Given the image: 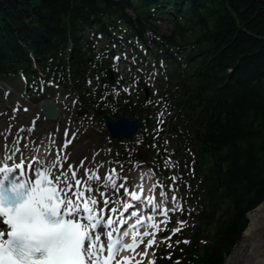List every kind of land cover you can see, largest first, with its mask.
Here are the masks:
<instances>
[{"label": "trees", "instance_id": "trees-1", "mask_svg": "<svg viewBox=\"0 0 264 264\" xmlns=\"http://www.w3.org/2000/svg\"><path fill=\"white\" fill-rule=\"evenodd\" d=\"M111 43L155 61L167 95L121 93L109 105L110 50L101 49ZM19 76L27 94L52 81L76 94L80 111L138 117L135 157L161 146L152 112L172 110L175 148L187 157L178 167L198 210L191 240L163 264H224L264 200V0H0V77Z\"/></svg>", "mask_w": 264, "mask_h": 264}, {"label": "snow or ice", "instance_id": "snow-or-ice-1", "mask_svg": "<svg viewBox=\"0 0 264 264\" xmlns=\"http://www.w3.org/2000/svg\"><path fill=\"white\" fill-rule=\"evenodd\" d=\"M41 163L47 161L42 162L39 155H4L0 151V219L8 226L0 231V264H112L121 247L135 250L136 240L123 245L122 237H127L128 232L116 227L127 222L103 215L104 207H98L101 201L92 195L93 188L77 177L71 165L66 173L56 174L55 165L35 168ZM28 169L34 170V178L25 179ZM107 178L111 180L110 175ZM124 191L127 193V189ZM130 195L133 200L141 198L134 191ZM159 197L160 203H166L165 193L161 192ZM171 199L176 200L175 195ZM152 203L149 199L148 204ZM110 204L109 200L103 201L105 206ZM122 207L130 210L132 205L124 203ZM156 210H160L159 205ZM109 211L117 213L119 209L110 207ZM131 216L135 218L137 212L133 211ZM143 222L141 216L129 227L135 232ZM178 231L179 228L173 229V233ZM116 232L121 236L116 237ZM149 235L148 231L139 234L140 241ZM152 236L140 254L142 257L156 243L155 234ZM149 264L154 261L149 260Z\"/></svg>", "mask_w": 264, "mask_h": 264}, {"label": "rangeland", "instance_id": "rangeland-1", "mask_svg": "<svg viewBox=\"0 0 264 264\" xmlns=\"http://www.w3.org/2000/svg\"><path fill=\"white\" fill-rule=\"evenodd\" d=\"M162 29H166V23L162 25ZM146 39L147 41H149V34L146 35ZM140 46L141 49L145 47L144 44H140ZM114 51V55L112 56L113 59L116 60L117 68H124L128 77L132 78L130 80L129 86H120L121 88H123V93H130L134 99L138 96L143 95L144 88L138 82H134L136 78L143 77L150 83L149 90L151 91L152 97L156 101H160L161 92L166 94L167 90L166 84L163 80V76L159 73L155 65L151 64V67L147 68L139 63L138 66H135V58L131 54H128L125 51H118V48H116ZM156 70L157 72H155ZM144 71L145 75L140 76ZM24 89L25 85L22 77H15L10 79L0 77V131L10 129L9 125L12 123V121L18 122L17 125H19V128H26L30 125H34L33 121L36 118L34 116H36L35 111L38 108V99L44 98V100H47L50 98L54 99L55 97L59 96L56 99L59 100V104L62 110L61 116L52 121H48L47 119H45L43 120V122L48 128L49 132L58 140V143L63 146L62 155L64 157H68L72 161L74 165L73 170L76 171L77 177L82 179L85 185H87L91 176L89 174L85 176L82 173L87 172L91 174L94 172V169L96 170V168L98 167H103L102 170L107 171V177L110 175L111 179H113L114 181L113 183H109L106 188L110 189L111 192H116V190L119 188L117 185L119 183L117 181L120 178H124L126 182L130 183V185L128 186H131V184L134 183V178H132L133 180L130 179L131 176L129 174V171L130 173L134 174V176L139 175L141 173V170H139L138 167L146 166L148 168L147 165H150L152 167H156L155 170H152L151 168L148 169L153 176L155 185L159 187L160 192H164V188H173V191H176L178 193L180 204L174 205V208L180 210L181 207L179 213L183 212L182 215H184L185 217L180 218L179 215L176 214L177 212H167V219L163 225V232L160 234V237H157L156 245L153 246V248L150 250V253L152 254L151 260L155 263L158 256H160L159 254L169 248V245H171L170 248L175 247V244L178 243V236L182 235V239L184 241H189L188 232L190 228L189 230H185V228L188 227V225L193 224V219L190 215L187 214V207L189 203L185 202L184 197L185 191H187L186 181L183 179V174L181 172L179 174V172H174L172 170H176L177 164L179 160H181V158L186 161V159L184 158L186 152L185 149H182L181 151H175L174 133H171L172 131L168 128V117H160L164 109H159L156 112H152L155 118H157L153 120L150 127L156 128L157 134L154 135V138H160L161 140H163L162 145L165 146L164 149H161L160 147H157L156 143H153L151 149L157 151L160 157L162 156L164 167L167 168L166 170L169 171L168 173H161V168H159V166L155 162L153 163L150 160L146 162H134L132 159H130L129 156H126L124 154V151H126L130 145L133 146L137 143V141H139L140 133H136L130 139L121 141L120 143H118V145L115 146V144H113V139L109 137L108 131L105 128L102 119H100L99 116L94 115L92 109L89 106L85 107L86 111L84 113L79 112L80 105L77 101H75L74 92L69 88H65L61 85H55L50 82L45 85V87H43L41 92L30 93L31 96H28L25 93ZM111 91L114 92V96H118L121 92L116 89V87H112ZM111 103L112 101L109 102V104ZM163 108H165V106ZM3 118L5 119L3 120ZM167 128L169 132H167ZM66 132L67 135L65 134ZM68 141H71V143H68ZM123 142L127 146H121ZM193 159L195 160L194 154L193 158L191 156V158L189 159V165L193 164ZM113 170H115V172H113ZM125 174L129 176L128 179L127 176L124 177ZM117 191H120V193L122 194V190ZM262 202L264 203V200ZM159 204L161 203L159 202ZM256 207L252 209V211L255 210ZM168 219H170V221H168ZM181 221H183V224L179 223ZM170 225H172L173 229L179 228L180 231L175 233H166ZM258 232L263 235L264 228H260ZM242 240L243 235L240 241L236 243L230 254L226 257L224 264H244V257H240L241 259L235 261L233 258V253L239 249ZM247 247L248 246L244 247L245 251ZM142 258H144L141 261L143 264H149L148 255Z\"/></svg>", "mask_w": 264, "mask_h": 264}, {"label": "bare ground", "instance_id": "bare-ground-1", "mask_svg": "<svg viewBox=\"0 0 264 264\" xmlns=\"http://www.w3.org/2000/svg\"><path fill=\"white\" fill-rule=\"evenodd\" d=\"M45 101L47 100H44V98L38 99V103H37L38 108L35 111L36 116H34L36 118L33 121L34 125H30L26 128H23V127L19 128V125H17L18 122L12 121V123L9 125L10 129L0 131V151H2L4 155H9L13 153H16L17 155H23V156L39 155L42 159V162L47 161V163L38 164L39 166L47 169L55 165V168L53 170L56 172V174L66 173L68 171V165H71L72 169L74 168V165L68 157H64L62 155L63 146L58 143V140L55 138V136H53L49 132L48 128L45 126L43 122L45 118L39 112V107ZM57 101L59 103V100ZM31 110H32V107H31ZM61 113H62V110L60 112V116H61ZM5 118H3V120ZM37 149H39L38 152L36 151ZM102 168L98 167L96 168V170L95 169L93 170L94 171L93 173L91 174L88 173L91 177H95V179L89 178V182L87 183V186H91L93 188L92 195H94V197H96L97 199L101 201V204L98 205V207H104V210L107 211V214H110L112 213L109 211L110 207H115L117 209L121 207L120 205L121 196L119 195L120 191L111 192L110 189L106 188V186L109 183H113L114 181L113 179L109 180L107 178V175H108L107 171L102 170ZM29 170L31 171L32 169H29ZM129 174L131 176L130 179L137 178L139 180L142 175V171L139 175H135V176L134 174L130 173V171H129ZM125 176H127V174H125L124 177ZM128 178L129 176H127V179ZM117 182L119 183L117 184L119 187L118 190H122V194H127V193L130 194V192H132L134 188V183L131 184V186H128L130 185V183L126 182L124 178H120ZM121 185H123L124 187L122 188ZM152 187L156 189L155 185H153ZM124 189H127L128 192L125 193ZM85 196L86 197L88 196L87 192H85ZM104 200L111 201V204L108 206L103 205ZM157 205H159L160 210H156ZM153 206H154V211H156L157 214L160 216L156 218L154 217L151 219L152 224L150 227L149 239L153 238L152 230L158 229V231H160L163 228L165 216L163 217V221L161 219V216L166 211V207H164V205L161 206L159 202L156 201L154 198H153ZM82 217H83V213H82ZM248 218H249V222H248V226L243 232L242 243L239 246V249L237 248L238 250H236L233 253L234 261L241 259L240 257H244V264H264V234L261 235L258 232L260 228H264V203L263 204L261 203L260 205H258L255 210L248 212ZM245 246H248L246 248V251L244 250ZM135 252L132 253L131 261L129 264H136V262L140 259V257H136L134 255ZM151 255L152 254L148 252V262L149 260L152 259Z\"/></svg>", "mask_w": 264, "mask_h": 264}, {"label": "water", "instance_id": "water-1", "mask_svg": "<svg viewBox=\"0 0 264 264\" xmlns=\"http://www.w3.org/2000/svg\"><path fill=\"white\" fill-rule=\"evenodd\" d=\"M114 52L112 51L111 54ZM113 78V70L111 67L108 68V82H111ZM146 95H148L147 86H145ZM40 111L44 117L49 120H53L60 116V109L58 107V102L55 99H50L45 101L40 106ZM99 116L103 119L104 125L109 132V134L117 139L132 137L141 126V121L135 116L119 115L114 118L106 111L100 113ZM174 129L175 126L172 125Z\"/></svg>", "mask_w": 264, "mask_h": 264}]
</instances>
